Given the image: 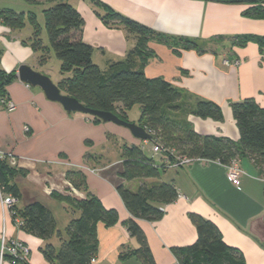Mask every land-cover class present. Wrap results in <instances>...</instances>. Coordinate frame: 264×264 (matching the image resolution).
Listing matches in <instances>:
<instances>
[{
	"label": "crops",
	"instance_id": "obj_1",
	"mask_svg": "<svg viewBox=\"0 0 264 264\" xmlns=\"http://www.w3.org/2000/svg\"><path fill=\"white\" fill-rule=\"evenodd\" d=\"M69 1H74L85 20L82 38L94 47L93 61L102 69L125 61L136 44L135 38L123 27L107 25L101 18L105 9L95 6L92 0ZM101 1L159 33L188 37L207 49L199 53L180 47L176 53L168 44L151 39L148 48L154 56L146 64L136 58L135 66L142 68L149 77H163L171 82L189 96L187 100L191 104L196 99L219 104L223 121L191 113L177 112V116L187 119L201 134L239 141L240 131L231 103L252 98L264 108V53H260L258 44L253 41L245 46L230 41L237 36H264V18L245 15L244 10L249 5L240 2ZM51 3L41 0L34 5L27 0H0V9L31 11L45 18L44 5ZM28 24L14 30L0 22V67L17 74L18 68L27 64L48 74L45 71L47 63H39L40 53L36 56L31 46L24 43V38L29 39L33 33ZM217 36L223 38L222 42L212 46ZM60 79L53 81L58 83ZM7 91L15 109H5L0 101V151L12 153L16 158L12 166L25 171L14 179L20 191L16 205L23 208L34 201L45 204L53 212L57 231L62 236L56 232L46 240L21 229L17 224L20 218L15 221L11 209L3 208L0 201V249L3 235L7 239H19L31 249L30 264H50L41 248L48 243L60 248L62 239L68 238L67 225L81 214L77 201L93 194L107 208L118 210L119 221L112 226L98 223L99 249L95 261L90 264H142L135 256L120 257L121 252L137 248L139 243L123 224L131 214L117 188L123 184L136 189L140 184L138 179L127 181L120 175L124 145L148 146L150 141L135 138L129 129L115 123H96L86 114L69 113L60 103L47 99L40 87H32L18 76L7 86ZM128 117L131 121L129 111ZM87 154L94 157L87 158ZM155 157L163 161L161 154ZM238 165L243 173L234 182L228 179L227 165L202 159L168 168L161 177L145 180L148 183L173 182L179 190L178 198L165 205L160 220H140L157 264H179L171 247L196 241L198 234L191 219L193 212L214 221L225 241L244 252L248 264H264V177L255 158L241 157ZM69 170L84 172L86 190L75 188L67 179ZM0 264L11 263L0 258Z\"/></svg>",
	"mask_w": 264,
	"mask_h": 264
},
{
	"label": "trees",
	"instance_id": "obj_2",
	"mask_svg": "<svg viewBox=\"0 0 264 264\" xmlns=\"http://www.w3.org/2000/svg\"><path fill=\"white\" fill-rule=\"evenodd\" d=\"M41 0H27L30 4H39ZM54 5L44 9L45 28L50 46H45L41 37L42 26L34 12L16 11L12 8L0 9V22L11 29H22L27 22L32 26L31 37L24 40L35 52H39V63L44 65L50 58L51 49L61 61L60 72L63 77L57 83L63 93L77 98L88 107L110 111L120 118L130 121L128 111L139 104L141 115L137 124L152 134V152L149 156L142 144H125L123 147V167L121 177L127 181L138 179L136 189L119 185L126 208L131 216L123 222L139 246L120 253L126 259L137 257L142 264H157L140 220L157 221L165 213V205L174 202L179 190L173 182L148 183V178H159L176 160L177 156L190 159L217 161L228 165L244 156L255 158L260 174L264 177V108L254 99L246 98L231 103L233 117L240 131L239 141L229 137L201 134L183 115L194 114L201 118L223 121L224 114L216 102L196 99L191 104L189 97L163 77H149L142 68L135 66V59L143 64L154 56L148 42L157 39L168 44L178 53L183 49H195L199 53L207 51L196 40L180 36H169L113 10L101 0H92L95 6L105 9L102 20L109 26L123 27L132 35L136 44L123 62H115L102 69L93 61V45L82 38L85 20L80 11L69 0H47ZM240 2L249 6L244 14L255 18H264V0H217ZM223 39L217 36L213 42ZM232 43L245 46L253 41L258 44L260 53H264V36L244 35L232 38ZM212 42V43H213ZM2 49L0 48V56ZM17 79L16 71L7 72L0 67V101L6 109L7 86ZM3 100H5L3 102ZM93 122H103L100 118L87 115ZM160 144L165 153H155L153 145ZM161 154L163 161H157L155 155ZM94 156L87 154V158ZM18 173H25L12 166L7 157L0 156V189L17 198L20 191L14 182ZM75 188L87 189V180L82 170H69L66 175ZM80 216L73 218L66 227L67 239H62L59 249L51 243L41 248L50 264H90L99 249L97 225L99 222L112 226L119 221V212L107 208L95 195L88 194L77 201ZM12 215L22 221L20 228L42 239L49 240L57 232L53 212L40 201H34L23 208L17 205L11 208ZM191 219L197 229L196 241L188 245L173 246L171 251L179 264H248L244 252L225 241L219 226L199 213H191Z\"/></svg>",
	"mask_w": 264,
	"mask_h": 264
},
{
	"label": "water",
	"instance_id": "obj_3",
	"mask_svg": "<svg viewBox=\"0 0 264 264\" xmlns=\"http://www.w3.org/2000/svg\"><path fill=\"white\" fill-rule=\"evenodd\" d=\"M19 79L31 85L32 87H40L47 99L60 103L63 108L69 112H79L82 114L92 115L100 118L103 122H112L119 126L129 129L132 135L143 141H152V134L143 126L133 121H127L120 118L117 114L98 110L86 106L77 98L63 93L61 88L47 74L35 70L32 66L22 64L17 71Z\"/></svg>",
	"mask_w": 264,
	"mask_h": 264
},
{
	"label": "built area",
	"instance_id": "obj_4",
	"mask_svg": "<svg viewBox=\"0 0 264 264\" xmlns=\"http://www.w3.org/2000/svg\"><path fill=\"white\" fill-rule=\"evenodd\" d=\"M236 63H238L236 61ZM5 100H3L4 102ZM6 109L11 111L15 109V103L11 100L8 99L6 100ZM26 129H29L26 127ZM153 151L155 153H165L169 151V149H165L163 146H161L158 143H155L153 145ZM0 156L2 157H7L8 161L10 162L11 165L16 164V158L12 153L8 152H3L0 151ZM193 161V159L187 158V157H180L177 156L176 160L173 162L166 161L169 167H181V166H186L190 164ZM239 159L235 158L233 159L230 164L227 165L228 169V179L231 182L236 181L240 174L243 173V170L239 167L238 165ZM18 199L16 196H14L11 193H4L0 189V201L1 205L3 208H12L13 206L16 205L18 202ZM22 221L19 219L17 220V224L20 227ZM30 254H31V249L30 247L23 241L19 239H7L5 235L2 236L1 240V249H0V258L1 260L8 259L11 264H30ZM95 258L91 260V262H94Z\"/></svg>",
	"mask_w": 264,
	"mask_h": 264
},
{
	"label": "rangeland",
	"instance_id": "obj_5",
	"mask_svg": "<svg viewBox=\"0 0 264 264\" xmlns=\"http://www.w3.org/2000/svg\"><path fill=\"white\" fill-rule=\"evenodd\" d=\"M44 2L45 3H47V2H49V1H47V0H44ZM71 4H72V2H73V6L74 7H76L74 4V1H69ZM52 5H54V3H51V4H46V5H44V8H48V7H50V6H52ZM38 18V21H39V23L40 24H42L41 26H42V34H41V37H42V40H43V43H44V45L45 46H50V43H49V38H48V34H47V31H46V28H45V18H43V16L42 15H40L39 17H37ZM28 26H30V28H31V25H29L28 24ZM27 26V27H28ZM29 28V27H28ZM25 33H27L26 31H25ZM25 40H27L28 38H24ZM230 42H232V41H230ZM219 43H221V42H219ZM214 45H218L217 43H215V42H213L212 43V46H214ZM232 46V45H231ZM230 46V47H231ZM33 50V49H32ZM33 52L36 54V56H37V52H35L34 50H33ZM51 53H50V58H49V60H48V62H47V64H46V69H45V71H48L47 73V75L52 79V80H54V81H56L57 79H59V78H62L63 77V75L61 74V72H60V66H61V61L58 59V57L55 55V53H54V51L51 49V51H50ZM39 53V52H38ZM104 69V68H103ZM56 83V82H55ZM129 114H130V119H132L131 121H133V122H136L137 121V119H138V117H140V115H141V107H140V105L139 104H136V105H134L133 106V108L131 109V110H129ZM146 153H147V155H149V156H152V155H154V153L152 152V143H150L148 146H145V150H144Z\"/></svg>",
	"mask_w": 264,
	"mask_h": 264
}]
</instances>
